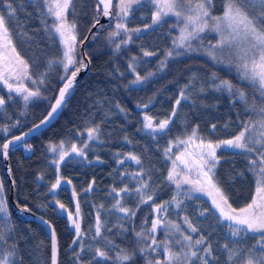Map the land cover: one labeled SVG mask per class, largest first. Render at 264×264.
I'll list each match as a JSON object with an SVG mask.
<instances>
[{
  "label": "trees",
  "instance_id": "16d2710c",
  "mask_svg": "<svg viewBox=\"0 0 264 264\" xmlns=\"http://www.w3.org/2000/svg\"><path fill=\"white\" fill-rule=\"evenodd\" d=\"M11 2L16 12L14 17L8 19L7 26L17 52L29 64L33 79L38 80L40 73L45 71L48 75L44 84L36 85L40 88L41 96L28 102L24 112L20 97L7 92L0 85V97L5 99V104L0 106V144L39 121L48 111L63 82L60 80L62 69L57 65L51 69L48 67V61L59 58L63 49L51 28L53 19L46 14L43 0ZM222 3V0H213V14L220 13ZM73 8L74 14L70 9L68 19L76 21L79 43L97 16V3L96 0H73ZM155 10V5L149 0L133 6L125 20L131 37L124 44L109 39L112 21L100 23L84 43V53L90 61L89 70L69 90L58 116L46 129L9 148L7 163L12 181H15V202L21 206L27 205L30 212L49 221L55 229L58 264H78L73 249L79 252L80 248L79 244L72 243L76 239L75 229L68 220L67 212L59 208L57 201L74 212L77 198L73 197V189L79 194L81 228L85 233L80 239L85 249L80 259L84 264L94 256L97 247L104 248L105 237L113 240L119 248L132 252L138 247L135 233L142 228H150L156 213L152 211V201L140 205L132 219H124L122 213L111 210L115 196L113 187L119 190L127 186L130 189V194L121 193L122 203L126 207L135 211L138 204L134 192L136 180L123 174L138 171L141 165L130 160L119 164L118 159L129 153L138 156L151 176L146 191H155L156 203L170 201L176 193L166 180L171 168V154L165 156V149L170 142L189 134L197 126L199 136L214 142L232 138L240 130V122L254 115L246 111V105L239 97L227 91H216L214 85L221 79L228 80L234 89L246 93L249 105L261 100L259 92L241 79L234 66L219 63L208 54L215 41L214 32L205 31L192 41V51L179 56L174 53L168 57L167 52L173 51L177 37L176 25L179 22L176 17L169 15L153 24ZM0 13L8 15L7 9L2 6ZM77 51L80 53L79 48ZM145 51L153 55L145 56ZM137 75L142 80L134 83ZM213 76L218 79L214 80ZM26 83L30 85V82ZM181 90L185 91L188 99L181 100V104L176 106L175 101ZM173 108L177 115L171 117ZM145 115L152 117L154 122L171 117L172 123L164 132L150 133V130L143 129ZM213 124L216 125L215 130L212 129ZM96 126L100 129L99 140H89L87 129ZM3 128L9 131L5 133ZM61 142L66 150L71 144L79 148L87 143L89 147L84 149L87 160L75 153L66 157L59 172L63 181L53 192L50 188L55 183L57 172L51 161L57 159L58 154L50 151V145L58 146ZM217 155L220 163L215 169L216 180L233 207L244 206L250 202L255 191V176L249 171V159L238 150L227 148L219 149ZM97 157L103 163L98 162ZM67 180L72 183H66ZM93 180V191H84ZM0 181L4 184L9 214L7 223L3 222L4 216L0 214V227L6 240L0 241V256L14 248L15 264H50V243L43 226L11 210L8 202L9 182L2 169L1 155ZM181 193L178 199L183 200V204L180 209L170 204L166 219L179 224L193 239L200 235L206 237L216 257L210 260V264H240L244 259L243 253L229 261L223 246L227 244L230 249L247 250L253 247L256 240L249 234L243 242L237 243L228 232L227 222L219 219V213L208 199L194 194L189 200L183 195L184 191ZM100 205L103 208H99ZM97 211L112 231L104 230L101 237L93 239ZM185 216L198 229L197 233L190 232L184 222ZM118 217L121 219L118 220ZM145 217L147 223H144ZM118 223L127 229L122 235L118 234ZM156 238L163 242L165 229H158ZM157 252L159 258L163 259V247ZM109 254L115 256V251ZM93 264H112V261L97 258ZM130 264H145L138 250ZM194 264L200 262L197 260Z\"/></svg>",
  "mask_w": 264,
  "mask_h": 264
},
{
  "label": "snow or ice",
  "instance_id": "6c2138e0",
  "mask_svg": "<svg viewBox=\"0 0 264 264\" xmlns=\"http://www.w3.org/2000/svg\"><path fill=\"white\" fill-rule=\"evenodd\" d=\"M150 2L155 5L156 9L152 16L153 24L159 23L163 17L169 15L176 17L178 22H182L178 37L179 42L174 41L176 48L192 51V41L197 40L201 33L205 31L215 32L219 36V40L208 50V54L219 63H227L229 66H234L240 73L241 79L247 81L259 92L261 100L259 103L253 101L249 105L246 93L239 89H234L228 80L221 79L218 84L214 85L216 91H227L230 95L239 97L245 103L246 111L254 115H250L246 121L240 122V130L232 138L214 142L199 136L197 126L186 137L177 138L174 142H170L169 147L165 149V156L172 152L173 147L185 146L183 151L175 155L172 160V166L166 176V180L170 184H174L176 188V193L170 201L156 203L154 202L155 191H146L149 189L151 176L145 171L138 156L129 153L122 159H118L119 164H124L125 160H130L137 165H141L138 171L123 174L130 175L136 180L137 186L134 188V192L138 197V204L135 211L126 207L122 203L123 197L121 193L130 194V189L127 186L119 190L113 187L112 193H115V196L111 210L122 213L124 219H132L135 218L136 211H139L140 205L152 201L151 208L156 213V217L152 219L150 228H142L141 231L135 233L137 249L129 252L127 249L119 248L113 240L105 237L104 248L97 247L94 256L86 264H93V261L97 258L103 261L111 260L112 264H130L135 259L137 250L144 257L145 264H194L197 260L200 264H210V260L216 259V257L212 251V244L207 242L206 237L200 235L198 238L193 239V236L186 234L179 224L166 219L170 204H174L176 209H180L181 204H183V200L178 199L182 194L183 185L190 186L189 191L183 193L189 200L193 198L195 193H203L211 198L213 208L219 213V219L227 222L228 232L237 240V243L243 242L245 237H249V234H251V238L256 240L253 247L247 250L230 249L225 244L223 247L227 251L229 261L243 253L244 259L240 261V264H264V0H225L222 15H214L212 13L213 0H150ZM43 3L47 8L48 15L54 17L51 28L59 37L63 49L59 58L48 61L49 69L53 65H57L62 69L60 80L63 81L62 86L58 90L59 96L55 100V105L52 106L51 111L48 113V116L51 117L64 104L65 97L69 94V90L73 88L78 74L88 67V63L85 62L87 54L78 53L77 51L83 41L78 43L76 21L75 19H68L69 10L71 9L73 14L75 11L73 0H43ZM141 3L142 0H117L115 16L118 19L115 25L116 30L110 36H118L121 31L125 33L130 31L124 21L133 10V5H140ZM100 5H103L102 10ZM0 6L7 9L8 13L7 16L0 13V83L7 87L9 92H16L22 95L27 105L31 98L40 97L41 91L39 87L34 90L25 87L23 80H30L34 85L44 84L48 72L40 73L38 80L33 79L29 71L30 66L17 52L10 29L7 26L8 19L14 17L16 9L13 7L11 0H0ZM112 6L113 0H98L97 16L94 17L92 27H96L99 24L100 14L105 17L113 16ZM131 31L138 32L139 29H132ZM117 47L119 46L117 45ZM181 54L180 52H175L176 56ZM144 55L151 56L153 53L145 51ZM166 55L172 57L174 52L169 51ZM161 63L163 64L164 61ZM213 79L218 78L213 76ZM141 80L142 78L137 75L134 83L141 82ZM10 81H16L18 86L14 87ZM187 99L188 96L185 91L181 90L175 105L179 106L181 100ZM4 104L5 99L0 97V106ZM121 110L123 111V109ZM176 115V109L173 108L171 117ZM171 117L154 122L152 117L145 115L143 118V129L150 130V133L164 132L168 129L169 124L172 123ZM45 123H47V119L42 120L40 124L35 125L30 131H35ZM225 127H228V125H225ZM212 129H216L215 124L212 125ZM2 131L7 133L9 129L3 128ZM27 135L29 133L26 132L0 144V155L7 159L10 145L22 141ZM87 135L89 140H99V126L87 129ZM88 147L87 143H84L83 147L79 148L76 144H71L70 148L66 150L63 142L58 146L50 145V151L58 154V158L51 161L56 166L57 176L55 183L51 185L50 191L54 192L61 186L63 177L59 175L60 165L65 161L66 157L75 153L76 156L87 160V154L84 149ZM189 148L192 150L189 151ZM221 148L233 151L238 150L248 158L249 171L255 176L254 194L250 202L239 208L232 206L228 195L215 178V169L220 163L217 151ZM117 155L119 156V154ZM96 159L98 162L103 163L99 157ZM88 163H92V161H88ZM179 165H183V168H180ZM9 175H11V169H9ZM193 175H195V179H193ZM146 176L147 179H144ZM66 183L71 184L72 181L67 180ZM12 184H15L14 180ZM94 184L95 180L89 183L84 191L92 192ZM4 191V184L0 181V214L4 216L3 222L7 223L9 214ZM72 194L74 198H77L74 212L69 211L59 201L56 203L60 209L67 212L68 220L75 229L76 239L72 243L74 245L79 244L80 251L76 252L73 249V252L78 264H84L80 259L81 253L85 251L80 239L85 233L81 228L79 194L75 189H73ZM17 207L22 213L30 212L27 205L21 206L17 204ZM99 208H103V205H100ZM201 214L203 215V212ZM117 219L120 220L121 217ZM184 222L191 233L195 234L198 232V229L187 216L184 217ZM44 223L48 224L47 221H44ZM144 223H147V217H145ZM48 226L51 229L52 239L51 264H58L59 249L55 229L51 225ZM116 227L120 235L127 231L123 224L118 223ZM161 228L165 229V240L163 242L156 238L158 229ZM104 230L112 231L111 228L106 226V222L102 221L100 213L97 211L93 239L101 237ZM176 233L179 235H175ZM0 241L6 242L2 227H0ZM161 247H163L164 252L163 259L159 258L157 252V249ZM117 249L119 250L117 251ZM256 249H259V251L257 252ZM112 251H115V256H110L109 253ZM15 255L14 248L6 251L3 256H0V264H15Z\"/></svg>",
  "mask_w": 264,
  "mask_h": 264
},
{
  "label": "water",
  "instance_id": "95a60500",
  "mask_svg": "<svg viewBox=\"0 0 264 264\" xmlns=\"http://www.w3.org/2000/svg\"><path fill=\"white\" fill-rule=\"evenodd\" d=\"M113 2H114V0H113ZM96 3L98 4V0H96ZM100 9H101V10L103 9V5H100ZM111 11H112V9H111ZM111 19H112V16H111V17H105V16H103L102 14H100V15H99V24H100V23H106V22H109V21H111ZM99 24H98V25H99ZM98 25H97L96 27H92V25H91L90 28L88 29V31H87V33H86L84 39L82 40L83 43H82L81 46L79 47V51H80V53H84V43H85V41L87 40V39H85V38H86V37L88 38L89 35H90V34H91V33H92V32L98 27ZM85 62L88 63V67H87L86 69L82 70V71L78 74V76H77V78H76V81H75L74 85L78 82V80H79L81 77L85 76V75L87 74L88 70H89V61H88L87 56H86V58H85ZM62 84H63V82H62ZM62 84L60 85V87L62 86ZM60 87H59V88H60ZM59 88H58V90H59ZM58 90H57L56 95H55L54 99L52 100V102H51V104H50V106H49V108H48V111L46 112V114H45V115H44L39 121H37L36 123H34L33 125H31L28 129H26V130H24V131H22V132H20V133H18V134H15V135H12V136L8 137L4 142H6L8 139H12V138H14L15 136H21V135H23L24 133L27 132V133H29V135H27V136L24 138V139H26V138H28V137H30V136H32V135L38 134L39 132H41V131L44 130V129H46V128H47V127H48V126H49V125L55 120V118L58 116V114L60 113L61 109L63 108V106H64V104H65V102H66V99H67V97H68V95H67V96L65 97V102H64V104H62V105L57 109V111H56L55 113H53L51 117H49V116H48V113L51 111L52 106L55 105V100H56V98H58V96H59V91H58ZM45 119H47V123L41 125V127L38 128V129H36L35 131H30L31 129H33V128L35 127V125L40 124V122H41L42 120H45ZM24 139H23V140H24ZM4 142H3V143H4ZM20 142H21V141H18L16 144H18V143H20ZM16 144H14V145H10V147H11V146H15ZM1 157H2V169H3V172H4L5 176H6L7 179H8V182H9V189H8V202H9V204H10L11 210H12L14 213H17V214H19V215H26V218H27V219H33V220L37 221L38 223H40V224L43 226V228H44V230H45V233H46V235H47V237H48V239H49V243H50V264H51V246H52V239H51V229H50L49 226H48V225H51V224H50L49 221H47L46 219L42 218L40 215H38V214H36V213H33V212L22 213V212L20 211V209L17 207V203L15 202V199H14V186H13V184H12V178H11V176L9 175V169H8L7 159H5V158L3 157V155H1ZM44 221H47L48 224H45ZM51 227H52V225H51ZM52 228H53V227H52Z\"/></svg>",
  "mask_w": 264,
  "mask_h": 264
},
{
  "label": "rangeland",
  "instance_id": "374dc122",
  "mask_svg": "<svg viewBox=\"0 0 264 264\" xmlns=\"http://www.w3.org/2000/svg\"><path fill=\"white\" fill-rule=\"evenodd\" d=\"M143 1H146V0H142V2ZM150 1V0H149ZM223 1V3H222V8H221V11H220V13H218V14H214V15H222V13H223V10H224V4H225V0H222ZM116 3H117V0H115L114 1V9H113V11H112V13H113V16H112V19H111V21H112V31H111V33L112 32H114L116 29H115V25H116V23H117V19H118V17H116L115 16V13H116V11H117V8H116ZM134 6V5H133ZM45 11H46V14H48L47 13V8H46V6H45ZM48 16H50V15H48ZM52 19H53V21H54V17H52ZM127 19V18H126ZM124 23H125V21H124ZM175 27V26H174ZM182 27V22H179V25H176V35H177V37L175 38V42H179L178 41V37H179V35H180V28ZM110 33V34H111ZM215 33V32H214ZM202 34V33H201ZM200 34V35H201ZM216 34V33H215ZM130 37H131V35H130V32H127V33H125V32H123V31H121L120 32V35H118V36H110V40H115L118 44H124V43H126V41L127 40H130ZM59 38V37H58ZM108 39V40H109ZM214 42H213V45H215L217 42H218V40H219V36L216 34V36H215V38H214ZM174 47H173V52L175 53V52H180V53H188L189 51H185V50H182V49H179V48H176L175 47V45H173ZM237 70V69H236ZM239 75H240V73L239 72H237ZM240 77H241V75H240ZM26 82H30V85L28 86L27 85V83ZM10 83H12L13 84V86L14 87H16V86H18V84H17V82L16 81H10ZM23 84H24V86L25 87H28L29 89H35L36 88V85H34V84H32V82L30 81V80H23ZM0 85H2L4 88H5V90H7V92H9V90L7 89V87H5L2 83H0ZM10 93H12V94H15V95H18L19 97H20V99H21V101H22V105H23V112H24V108H25V106H26V104H25V101L23 100V98H22V95H19V94H17L16 92H10ZM35 97H33V98H31L28 102H30L32 99H34ZM27 102V103H28ZM188 135V134H187ZM187 135H185V136H183V137H180V138H184V137H186ZM184 148H185V146L184 145H179L178 147H173V150H172V152H170V154H171V166H172V160L175 158V155H177V154H179L181 151H183L184 150ZM192 149L191 148H189V151H191ZM178 164H179V162H178ZM179 167L180 168H183V165H179ZM193 179H195V175H193ZM172 185V187L174 188V190L176 191V188H175V185L174 184H171ZM189 188H190V186L189 185H183L182 186V189H181V191H184V192H187V191H189ZM196 195H198V196H200V197H203V198H206V199H208L209 200V202L212 204V201H211V198L209 197V196H207V195H205V194H203V193H195ZM222 220V219H221ZM223 221V220H222ZM224 222H226V221H224ZM176 235V234H175Z\"/></svg>",
  "mask_w": 264,
  "mask_h": 264
}]
</instances>
